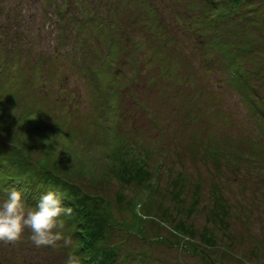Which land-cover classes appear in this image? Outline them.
<instances>
[{
    "label": "rangeland",
    "instance_id": "1",
    "mask_svg": "<svg viewBox=\"0 0 264 264\" xmlns=\"http://www.w3.org/2000/svg\"><path fill=\"white\" fill-rule=\"evenodd\" d=\"M209 1L0 0V203L73 208L0 264H264V0Z\"/></svg>",
    "mask_w": 264,
    "mask_h": 264
},
{
    "label": "clouds",
    "instance_id": "2",
    "mask_svg": "<svg viewBox=\"0 0 264 264\" xmlns=\"http://www.w3.org/2000/svg\"><path fill=\"white\" fill-rule=\"evenodd\" d=\"M61 194L49 190L43 195L35 208L28 207L22 200L21 191L13 188L8 198L0 203V242L16 243L25 229L31 231L30 239L35 247L56 246L63 241L71 243V237L60 231L65 227L62 216L71 217L72 207L62 206ZM66 264H80L78 258L70 256Z\"/></svg>",
    "mask_w": 264,
    "mask_h": 264
},
{
    "label": "trees",
    "instance_id": "3",
    "mask_svg": "<svg viewBox=\"0 0 264 264\" xmlns=\"http://www.w3.org/2000/svg\"><path fill=\"white\" fill-rule=\"evenodd\" d=\"M242 3H243V0H210L209 5L212 6V9H214V12L210 11L208 16L215 23H219L221 20H223L224 22L225 20H227V18L230 15L233 16L235 14H238L240 5ZM250 13L252 12H249L247 16L252 18L253 14H250ZM214 15L219 18H215ZM217 19H220V20H217ZM221 37L224 38L226 37V35L223 33ZM226 45H227L226 43L220 42L218 44V47L220 46L225 47ZM222 51L224 50L222 49ZM219 65H221V62H219ZM230 65H234V63L231 62ZM234 66L238 70V67L236 65ZM37 196L35 198L38 200L39 196L38 197ZM32 205H36V204L33 203ZM67 223L71 227L70 236L74 235V237L77 239L76 241L77 243L73 247V250L74 251L90 250L94 252V249L92 248V242H94V239L93 237L89 239L88 234H87L88 229L82 224V222H80L79 220H74V221H68ZM94 233L96 234V232Z\"/></svg>",
    "mask_w": 264,
    "mask_h": 264
}]
</instances>
